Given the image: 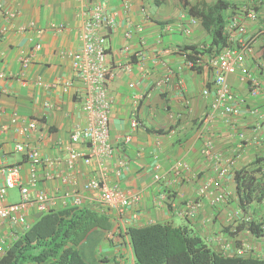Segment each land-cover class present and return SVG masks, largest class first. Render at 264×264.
Here are the masks:
<instances>
[{
    "label": "crops",
    "instance_id": "crops-1",
    "mask_svg": "<svg viewBox=\"0 0 264 264\" xmlns=\"http://www.w3.org/2000/svg\"><path fill=\"white\" fill-rule=\"evenodd\" d=\"M2 1L16 16L6 19L5 10H0V184L11 166L21 167L24 185L35 176L26 224L0 222V239L8 241L7 249L47 212L78 207L108 218L107 229L94 228L75 246L91 264H134L126 231L153 224L188 227L225 255L257 257L264 252V237L254 236L242 223L243 214L250 215L254 208L241 209L234 182L236 171L264 157V70L258 66L259 56L264 62V0H228L224 27L229 45L252 41L255 55L249 54L245 65L257 79L260 93L250 96L240 73L230 76L232 91L247 105L236 122L217 115L208 125L204 120L212 96L205 97L203 91L213 88V75L205 66L189 69L186 56L191 49L201 51L211 45L213 25L205 27L194 13L206 11L217 0ZM95 5L103 6L112 19V25L100 31L107 39L110 134L115 149L113 158L104 161L108 182L138 194L123 212L87 189L91 181L101 179L95 157L90 165L77 160L70 168L68 162L71 134L87 124L86 86L77 76L71 54L81 49V30ZM244 6L255 7L256 22L241 11ZM234 19L245 33L227 30ZM252 110L257 114H250ZM133 121L138 122L134 131ZM30 123L37 128L28 129ZM17 145L36 149L40 163L34 165L27 151H17ZM74 148L91 154L85 144ZM216 158L223 166L233 163L226 180L218 178ZM178 163L182 166L177 169ZM209 179L221 184L202 199L199 215L193 219L181 215ZM221 191L227 193V202L215 206L212 199ZM40 192L48 197L44 213L35 202ZM20 198L15 188L5 204L18 203Z\"/></svg>",
    "mask_w": 264,
    "mask_h": 264
},
{
    "label": "built area",
    "instance_id": "built-area-1",
    "mask_svg": "<svg viewBox=\"0 0 264 264\" xmlns=\"http://www.w3.org/2000/svg\"><path fill=\"white\" fill-rule=\"evenodd\" d=\"M5 10L6 19L15 18L16 13L10 12L4 8L3 1L0 0V10ZM245 13L246 17L256 22L258 13L254 6H244L241 10ZM112 25L111 17L105 12L101 5H95L92 8L89 18L86 20L80 34L81 49L71 55L74 59V68L78 78L85 84L86 92L83 98V109L87 116V124L85 127L76 128L71 134V146L69 147V166L74 167L77 160H82L86 165L92 163V158L95 157L100 164L101 179L93 180L87 185V189L94 190L99 193L102 202L119 211H125L128 207L133 205L138 200V194L132 191H123L116 186H110L108 178L110 175L109 170L104 164L105 160L112 159L115 149L111 142L110 134V118L112 112V101L108 93V83L111 74L107 67V39L104 35L100 34L101 29ZM56 27V26H55ZM53 26V28H55ZM239 30L245 33V28L240 27L238 19H234L227 30ZM57 31H62L61 27L57 26ZM142 32V28H139ZM128 38L132 37L131 33L127 34ZM253 40L252 38L250 41ZM240 46L230 45L225 47L219 54L211 56H202L189 52L187 54V67L191 70H197L201 67H207L213 75V88H206L203 91L205 97L212 96L210 111L205 118L204 122L208 125L217 115H227L232 117L236 122L237 117L240 116L242 108H245L247 101L235 94L228 82L230 76L239 74V80L246 83L249 95L257 97L260 93V85L254 75L247 69L245 62L249 54L253 52L252 41L250 44L241 42ZM252 44V45H251ZM127 50V49H126ZM251 55H255L254 52ZM191 57V58H189ZM259 68L264 70L263 60H259ZM27 67V62H24ZM133 87V85H131ZM250 114L256 115L257 110H252ZM13 122H16L15 117ZM138 127V122L133 121L131 129L134 131ZM36 123H30L28 129L35 130ZM25 129V130H28ZM24 131V129H23ZM129 141V137L126 139ZM85 144L90 150V155L78 152L74 145ZM212 145L209 143L205 149L206 156L210 155V148ZM18 152H26L34 165L40 163V156L36 149H27L25 145H17ZM218 167L216 172L218 178L226 180L231 174L233 165L230 161L228 166L222 165V160L216 158ZM182 166L181 163L177 164V169ZM184 166V165H183ZM3 184H0V222H12L14 224L25 225V213L31 203V187L35 185V176L32 177L29 185H24L21 179V167L11 166L4 171ZM118 176L121 172L116 173ZM157 181L160 180L159 176L155 177ZM221 184L217 182V185ZM215 179H209L199 188L197 199L191 201L181 211V215L187 218H195L199 215L204 201L202 200L207 195L212 194V189L217 186ZM19 188L20 201L18 203L5 204L9 192ZM228 195L225 191L218 192L214 195L212 203L215 206L225 204ZM48 197L45 193L40 192L36 195L35 202L39 212H47ZM76 203H80L77 200ZM246 222H250V217H245ZM8 246V241L0 239V252L5 253ZM264 259V253L260 255Z\"/></svg>",
    "mask_w": 264,
    "mask_h": 264
},
{
    "label": "trees",
    "instance_id": "trees-1",
    "mask_svg": "<svg viewBox=\"0 0 264 264\" xmlns=\"http://www.w3.org/2000/svg\"><path fill=\"white\" fill-rule=\"evenodd\" d=\"M229 6L228 0H217L206 11L194 13L205 27L213 25V41L207 49H191V52L205 57L217 55L230 46L224 31L225 11ZM234 182L241 209L248 212L254 208L253 221L246 226L254 236H264V212H256L258 207L264 208V157L236 171ZM108 227L107 217L88 209L49 211L8 247L0 257V264H91L75 246L85 241L94 228ZM126 234L134 264H264L259 257L218 252L185 226L129 227Z\"/></svg>",
    "mask_w": 264,
    "mask_h": 264
},
{
    "label": "clouds",
    "instance_id": "clouds-1",
    "mask_svg": "<svg viewBox=\"0 0 264 264\" xmlns=\"http://www.w3.org/2000/svg\"><path fill=\"white\" fill-rule=\"evenodd\" d=\"M260 209H262V207H259V208H257V211L256 212H259L260 213V211H264L263 209L262 210H260ZM260 210V211H259ZM253 211V210H252ZM251 211V213H250V215H247L248 213H246V214H243V218H242V223L243 224H245V225H248V224H250L252 221H253V217H254V215H253V212ZM245 212V211H244ZM245 217H250V222H246L245 221ZM263 231H264V225H263ZM262 237H264V236H262ZM264 253V252H263ZM262 254V253H261ZM261 254H259L257 257H259V258H261L260 257V255ZM256 257V256H255ZM262 259V258H261ZM264 260V259H263Z\"/></svg>",
    "mask_w": 264,
    "mask_h": 264
},
{
    "label": "rangeland",
    "instance_id": "rangeland-1",
    "mask_svg": "<svg viewBox=\"0 0 264 264\" xmlns=\"http://www.w3.org/2000/svg\"><path fill=\"white\" fill-rule=\"evenodd\" d=\"M260 210H262V209H260ZM260 210H259V211H260ZM263 210H264V208H263ZM263 212H264V211H260V213H263Z\"/></svg>",
    "mask_w": 264,
    "mask_h": 264
}]
</instances>
